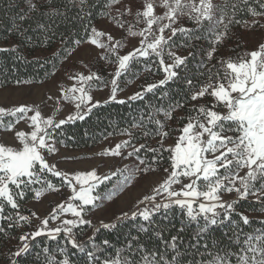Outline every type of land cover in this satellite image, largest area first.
Segmentation results:
<instances>
[{
	"label": "snow or ice",
	"instance_id": "obj_1",
	"mask_svg": "<svg viewBox=\"0 0 264 264\" xmlns=\"http://www.w3.org/2000/svg\"><path fill=\"white\" fill-rule=\"evenodd\" d=\"M21 2L26 8H20L14 17L13 28L17 34L23 35L27 29L17 25L15 20L24 22L30 18V13L38 12L42 20L36 21V29L42 34L41 42L50 43L56 36L53 27L56 18L67 20L68 13L75 8L77 12L72 19L81 22L85 37L71 41L72 51L82 43H89L101 50L98 59L116 67L114 72L108 73L110 79L90 69L87 72L69 71L71 87H60L58 96L48 97L55 104L51 114L45 115L38 106L29 104L0 107V127L12 132L16 142V146L0 142V221L7 222V228L0 223V233L30 225L33 217L40 220L35 230L18 237L19 245L10 252L8 264H17V258L30 251L29 241L42 236L55 243L54 252L61 257L57 258L53 250L45 246L35 253L38 260L43 253V264H78L71 258L74 255L82 256V264H264V228L244 232L242 225H250L252 221L237 210L242 200L252 196L260 202V211L264 212V43H260L257 50L237 54L235 60L220 59L219 68L216 65L209 67L217 46L231 38L232 26L240 25L245 30L264 28V24L256 19L264 17V0H103L107 10L100 14L127 34L123 38L91 24L93 9L100 0L92 3L89 0H65L63 9L53 6L54 0ZM253 2L259 10L252 6ZM240 13L249 14L253 19H238ZM184 19L192 26L182 24ZM60 35L61 44L65 45L63 51L67 53L66 40L62 33ZM177 37L182 38L179 44ZM127 38H138V46L120 55L119 50L125 46ZM201 39L208 40L211 46L196 63L194 82L187 68L196 56L192 42ZM174 47L194 50L184 56L173 51ZM14 50L0 48V52ZM165 58L171 62L166 63ZM141 59L145 61L146 70L156 64L164 78L143 86L128 97V101H143L146 94L181 79L184 95L175 100L168 92H161L160 99L167 98L166 107L147 104L139 109L130 126L119 130V134L126 135L127 139L98 153L132 158L136 163L104 175L98 174L96 168L58 169L56 163L49 160L51 155L59 153L58 145L64 143L60 138L63 134L58 130L70 122L84 120L101 105V101L92 95L97 87L109 89L110 95L104 104L126 103L123 99L117 100V93L122 91L121 82L131 73L133 62ZM35 62L40 63L38 59ZM181 70L185 72L183 77ZM22 82L16 81L17 84ZM205 97L211 98L209 104L193 103L187 109L188 115L179 117L182 127H168L178 110ZM61 101L74 105L75 110L65 118L57 119ZM218 105L224 111L216 110ZM5 115L15 119L5 124ZM160 116L163 119L158 118ZM21 121L27 125V130L17 128ZM136 129L140 131L134 133ZM172 131L179 135L174 144L166 145ZM151 138H158L155 147L147 143ZM140 139H145L146 143L137 145L136 141ZM165 161L168 167L163 168L162 180L136 202L135 210L122 212L114 221H100L98 225L86 218L90 211L99 207L101 200H111L122 191L134 178V173L155 172ZM49 175L59 178L60 185L53 184ZM113 177L118 178V183L101 196L98 188ZM61 187L70 189V194L56 204L48 216L40 218L35 212L24 215L20 211V201L29 194L39 200L50 191L59 193ZM233 193V198H224L225 194ZM6 205L12 214H4ZM174 210H179L182 217L181 227L176 235L166 239L164 232L168 229L158 225L154 217L163 213V218L168 220ZM67 214L71 218H66ZM50 220L59 223L50 227ZM127 220L134 222L137 235L129 229L122 247L114 246L109 239L96 242V234L101 229H115L118 223ZM193 223L196 228L185 244L181 233ZM259 223L264 224V220ZM85 226L93 229V234L80 241L77 230L83 235ZM214 229H224L219 240L209 238ZM149 233L152 234L149 239L155 237L159 241L150 248L140 235Z\"/></svg>",
	"mask_w": 264,
	"mask_h": 264
},
{
	"label": "trees",
	"instance_id": "obj_2",
	"mask_svg": "<svg viewBox=\"0 0 264 264\" xmlns=\"http://www.w3.org/2000/svg\"><path fill=\"white\" fill-rule=\"evenodd\" d=\"M37 2V0H33ZM93 0H89V3H92ZM218 2V0H217ZM65 0H54L53 6L61 7ZM12 5L9 8V5ZM18 5V7H17ZM253 7L258 5L254 2L252 3ZM20 8H26L21 0H0V44L11 43L10 46L3 47L8 49H15L14 51L0 52V88L10 87L14 85H19L22 83H35L41 84L48 81L55 72L60 68L62 63L65 61V57L72 52L74 45L71 43L73 39H83L85 33L83 31L80 21L73 20L72 17L76 15L77 9H72L68 13V19L64 20L62 18H56L55 24L53 27L56 30V36L50 43H42V34L36 29V21L42 20L38 12L30 13L29 19L21 22L15 20L17 25H22L24 29H27L23 35L17 34L16 30L13 28L14 17ZM87 10V9H86ZM103 7V0H100L96 4V7L93 9V17L91 24L95 26L101 19L106 18V16L101 15L102 11H106ZM238 19L251 20L253 17L246 13H240L237 16ZM256 19L264 20V17H257ZM87 23V22H85ZM182 24H187L191 27L192 25L186 19L183 20ZM59 25V27H56ZM250 30H245L240 25H235L231 27L230 36L231 38H226L223 44L217 46V52L214 56V59L210 62L211 65H216L217 68L220 67L218 61L220 59L227 60L232 58L236 59L237 54L244 55L245 53L251 52V50L245 44V39L247 32ZM63 34L66 40V46L68 52L65 53L63 48L65 45L61 44V35ZM26 37H31V39H26ZM180 37L176 38V43H180ZM195 45L196 56L194 60H191L188 64V74L191 75L196 80V63L201 60L205 55V50L210 48V43L206 39H201L199 41H193ZM86 43H82L84 45ZM80 45V46H81ZM78 47V46H76ZM194 49L191 47H174L173 51L179 52L184 56H187L190 51ZM39 60L40 63H36V60ZM154 59V58H152ZM113 65V64H111ZM181 77L185 75L183 70L180 71ZM164 77V73L158 69L156 64H151L150 70L145 69V61L141 59L139 62H133L131 73L126 75L121 82V87L125 88L135 81H143L146 83H155L159 78ZM202 80L206 78H201ZM21 80L22 83L17 84L16 81ZM179 90V91H178ZM161 92H168L169 97H172L175 100H180L184 95L183 92V80L170 82L169 85L158 89L155 93L146 94L143 101H126V103L118 102H109L107 104L101 103V105L93 109L92 113L88 115L84 120H76L75 122H70L65 124L58 131L63 135L60 137L64 143L60 144L66 147H71L74 149H83L95 147L101 143L105 137H112L121 135L119 130L125 127L130 126L132 123V118L138 114V110L143 108L147 104H153L156 107L167 106V98L160 99ZM119 101V100H118ZM196 103L197 105L200 102H190L185 105L184 109L178 110L175 113V119H172L168 122V127L171 129H177L182 127V124L179 120V117L188 115L187 109L192 107V104ZM163 119L162 116L158 117ZM15 118L11 116L4 117V123L13 121ZM168 130V129H165ZM134 133H138L140 130H133ZM112 133V135H109ZM177 131L170 132L172 137ZM158 138H151L147 140L149 146L155 147L157 144ZM137 143H146L145 139H140L136 141ZM143 154V150H141ZM167 155V154H165ZM142 167V166H141ZM164 167H168L167 162L161 165L157 171L163 170ZM48 179L52 181L53 184L57 186L60 185L59 178H54L51 175L48 176ZM118 183V178L113 177L111 181H108L106 184L100 186L101 193L105 195L112 190L114 184ZM35 187H39L36 185ZM34 197L32 194H29L25 200L20 201L22 214L26 215V212H29L26 208V203L31 201ZM261 204L260 202L249 199L242 200L238 206V211L243 212L245 215L249 216L252 221L250 225L243 226L244 232H253L255 229L264 228V224L259 223V221L264 220V212L260 211ZM5 215L12 214V210L9 206H5ZM163 213L158 214L154 217L156 223L161 227H166L168 230L164 232L166 239H169L172 235L177 234V229L181 227L182 217L179 213V210H174L169 214V219L165 220L163 218ZM137 221L136 223H138ZM3 223V226L7 228L6 221H0ZM134 222L127 220L123 223H118L117 227L112 230L101 229L99 233L96 234V242L100 243L103 239L111 240L112 244L116 247H122L125 242L126 234L129 229L132 230L133 235H137L135 228L133 227ZM28 228L27 225L23 227L16 228L13 230H8L6 233H0V260L4 259L3 257L10 254V252L16 250V245L14 242L18 240V237L21 233ZM196 228L195 223L191 224L185 229L181 236L184 239L185 244L190 239L193 230ZM224 229H214L210 234L209 238H214L219 240L222 237ZM93 229L87 228L85 226L84 234L80 235L77 230V239L80 241L85 240L88 236H92ZM142 240L145 242L147 247H151L153 244H158L159 241L152 237L151 233L147 236L140 234ZM63 236L61 235V240ZM226 244L227 241L225 240ZM30 251L23 255L22 257L17 258V264H43V253H41L40 260L37 259L35 253L40 251L41 248L47 246L50 250H53V254L57 255V258H61L58 253L54 252L55 243L49 241L46 236L37 237L35 240H30ZM183 250V249H182ZM74 252L75 250H71ZM109 251H112L109 249ZM73 260L77 261L78 264H82V256L74 255L71 257ZM8 264V262H7Z\"/></svg>",
	"mask_w": 264,
	"mask_h": 264
},
{
	"label": "rangeland",
	"instance_id": "obj_3",
	"mask_svg": "<svg viewBox=\"0 0 264 264\" xmlns=\"http://www.w3.org/2000/svg\"><path fill=\"white\" fill-rule=\"evenodd\" d=\"M127 2V0H124ZM113 14H115V8L112 9ZM129 19H131L129 17ZM261 24H264V20L261 19ZM183 23V20H181ZM95 27L99 30L106 32H111V34L117 38L126 37L127 34L119 30L111 20L106 17L101 19ZM125 46L119 50L120 55L126 54L128 51L132 50L134 47L138 46V38H127L124 41ZM260 43H264V28L256 27L247 32L245 39V44L251 50H257ZM11 43L0 44V48L10 46ZM101 50L97 49L95 46L86 43L84 45L76 47L75 51H72L65 61L62 63L60 68L55 72V74L46 82L41 84L35 83H22L19 85H14L10 87L0 88V107L11 108L19 106L20 104H29L38 106L43 114H51L54 111L55 104L53 100H49V96H58V88L60 87H71L73 83L68 79L69 71H84L87 72L89 69L93 72H98L102 76L110 79L108 73L115 71V64L108 65L105 61L98 59V54ZM182 55L181 53L177 52ZM166 63H170L167 58H165ZM87 65V68L84 66ZM159 78L158 81L160 79ZM149 83L143 81H135L131 85L122 88V91H118L117 100H127L133 93L140 91L143 86H146ZM92 95L95 100H100L103 103L104 100L108 99L110 92L108 88L97 87L93 90ZM211 101L210 97H205L201 99L200 104H209ZM60 110L56 113L57 119H63L68 114L73 112L74 105L67 102H60ZM218 111H224L223 107L218 105ZM10 116V115H5ZM3 117V119H4ZM18 129L27 130V125L21 121L17 125ZM179 133H176L172 137H169L165 144H174ZM127 139L126 135H117L104 139L101 143L91 148L83 149H74L71 147H66L63 145H58L59 153L51 155L49 157L50 162L56 163L58 169L64 171L72 170H90L96 168L98 174L104 175L111 171H115L117 168L123 169L125 165L131 167L136 163L132 158L122 159L120 157H111V156H101L98 153L102 152L104 149L113 146L115 143ZM0 142H4L8 145L16 146V142L13 139V133L7 131L6 129L0 127ZM140 143H137L139 145ZM68 157L69 159H65ZM243 174V172L241 173ZM164 176L163 170L149 172L147 174L136 172L134 173V178L128 183L122 191L118 192L111 200L103 199L99 202V207L93 209L86 216L87 219H90L93 225H98L100 221L111 222L120 215L122 212H129L135 210L134 206L136 202L141 199L144 195L149 194L151 189L156 183L162 180ZM108 181L105 182V184ZM97 192L104 196L101 193V188L99 187ZM70 194V189L67 187H61L60 192L50 191L46 193L39 200L32 199L26 203V208L29 212H26V215H29L31 212H35L40 218H44L49 215L52 209L56 204L61 203L66 200ZM95 194V193H94ZM233 194H225V199H230L234 197ZM249 199H254V197L249 196ZM66 218H71L70 214H67ZM59 221L50 220L49 226L55 227ZM40 224V220L35 217L32 218L30 225H27L28 228L24 230L21 235L25 232H30L35 230L36 227ZM16 245L15 248L19 245V240L14 242ZM9 255H7L8 258ZM0 260V264H7L8 259Z\"/></svg>",
	"mask_w": 264,
	"mask_h": 264
}]
</instances>
